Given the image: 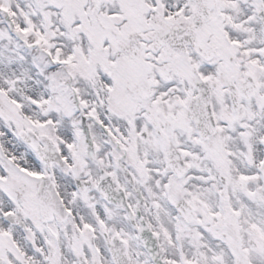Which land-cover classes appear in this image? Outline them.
Instances as JSON below:
<instances>
[{"label": "snow or ice", "instance_id": "1", "mask_svg": "<svg viewBox=\"0 0 264 264\" xmlns=\"http://www.w3.org/2000/svg\"><path fill=\"white\" fill-rule=\"evenodd\" d=\"M0 264H264V0H0Z\"/></svg>", "mask_w": 264, "mask_h": 264}]
</instances>
